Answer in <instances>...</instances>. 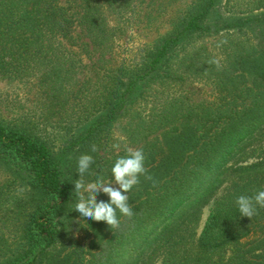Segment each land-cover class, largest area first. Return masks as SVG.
Listing matches in <instances>:
<instances>
[{
  "label": "trees",
  "instance_id": "16d2710c",
  "mask_svg": "<svg viewBox=\"0 0 264 264\" xmlns=\"http://www.w3.org/2000/svg\"><path fill=\"white\" fill-rule=\"evenodd\" d=\"M155 1L0 0V85H22L41 99L45 119L75 124L66 147L93 165L119 143L107 169L142 149L160 181L129 204L133 215L118 229L99 226L105 238L67 252L59 225L73 186L63 156L1 107L0 166L18 181L0 184V264H139L154 249L165 252L163 264H264V209L249 219L236 204L264 190V0H224L211 23L220 0L181 9ZM138 10L144 20L132 19ZM138 27L145 39L122 56ZM188 82L210 87V97L194 101L182 90ZM161 135L175 137L165 145ZM17 184L28 210L11 196ZM209 205L199 237L186 236Z\"/></svg>",
  "mask_w": 264,
  "mask_h": 264
},
{
  "label": "rangeland",
  "instance_id": "374dc122",
  "mask_svg": "<svg viewBox=\"0 0 264 264\" xmlns=\"http://www.w3.org/2000/svg\"><path fill=\"white\" fill-rule=\"evenodd\" d=\"M193 0H156L154 3H162L164 5H168V7H171L174 9H181L190 3H192ZM224 0H220L215 8L214 14L210 17L209 22H217L221 18L222 11L220 9V5ZM173 9V10H174ZM176 13H172L171 10L168 12L167 15H160L162 27L165 25V21L169 18L173 17ZM153 16H156L155 14H152ZM147 14H144V12L138 10L136 13H133L131 15L132 19L139 18L144 20L146 18ZM160 21V20H158ZM137 30V32H135ZM145 32V31H144ZM127 37L124 38V40L127 39V44L125 48L120 49V52L122 53V56L130 57L137 53L135 50L139 47L140 43L143 42L145 39V34H143V31L141 27L133 28L132 30L128 31ZM180 89V88H179ZM182 90H187L190 92V96L193 98L194 101H204L210 97V87H205L200 84L191 83L188 82V84L182 86ZM176 93V92H175ZM27 89H24V87L20 84L18 85H6L1 84L0 85V108L3 109L7 107L9 110H11L12 115L16 114L20 116L18 120L22 122L27 127H31L34 131L40 132V134L44 135L48 141L49 146H51V149L58 154V156H63L62 161V176L64 178H70L72 176V201L71 204L66 208L64 215L62 216L61 222H60V229L61 232H65L68 230V233L63 236V240L61 241L62 245L65 246V242L67 243L68 251H72L76 246H80L82 248H88V245L90 244V241L92 239H95L97 241L101 240L102 238H105L107 236V230L103 228L99 231V226L106 227L107 224L105 222H95L91 219L81 217L80 214L74 210L75 204L78 202V196L74 192V181L79 178L77 173V161L78 158L82 154H76L71 149H67V145L69 144L70 136L74 132H77L76 125H70L67 122L59 121L57 117H53L49 120L45 119L44 112H43V106L41 105V99L39 97H35L33 93H28L27 95ZM45 106V105H44ZM22 115V116H21ZM114 138L112 140H117V138H121L120 132L114 131ZM167 138H163V135H161V138L164 140L165 145H168V143H172L173 138L175 135H164ZM115 144V143H114ZM112 143L109 147H106L105 149L101 150L99 155V159L97 163L90 166L88 172L85 174L84 179L86 182H94L96 180H93V176L96 172H101L102 176L101 178L104 180L105 183H109L112 179L111 177V168L107 169V166H110V160L112 158V155L115 153H118L121 151V148L119 150L112 148ZM134 150V148H131ZM106 168V169H105ZM108 170V171H107ZM107 174V175H106ZM148 175L152 177V180H146L144 176L140 177V183L139 185L135 186V190L131 193H128V203H132L137 200L139 197H143L144 191L146 189L152 188V183H158L160 182L158 179L154 178V172L148 171ZM16 176V175H15ZM15 176L11 175L10 172L5 168L4 166H0V184H8L13 182L15 180ZM18 181V180H15ZM13 193L11 196L14 197V203L19 204L21 208H24L23 205H26V208L22 209L28 210V205L26 204L29 201V194L23 190V188L19 187L18 184L13 186ZM225 188V186L223 187ZM109 197L107 194L98 193L97 194V201H105L107 202ZM212 208V205L207 206L204 208L201 212V214L198 216V218L193 221L186 224L185 230L188 232L186 233V236H192L195 239H197L204 227V224L208 218V215L210 213V210ZM19 211V210H18ZM20 214V213H19ZM117 217L120 220L122 218V215L117 211ZM70 221V223L67 225V221ZM8 225V224H7ZM0 226H5L4 224H1ZM13 226L17 227V222L13 221L12 225H9L8 229H13ZM70 244L72 246H70ZM74 245V246H73ZM60 248V246H58ZM57 250V249H56ZM56 250L51 252L50 255H55ZM58 251V250H57ZM63 256V255H62ZM61 256V257H62ZM165 257V252L163 250H156L154 249L152 252H149L146 254L141 263L139 264H163ZM54 258H58L54 256ZM58 259H51L49 262L47 261L46 264H60L57 261ZM62 264V263H61Z\"/></svg>",
  "mask_w": 264,
  "mask_h": 264
},
{
  "label": "clouds",
  "instance_id": "9594fccd",
  "mask_svg": "<svg viewBox=\"0 0 264 264\" xmlns=\"http://www.w3.org/2000/svg\"><path fill=\"white\" fill-rule=\"evenodd\" d=\"M113 149L119 150L120 144L112 145ZM97 146L91 145V151L96 152ZM125 156H119L111 167V181L105 183L102 178L94 182H86L85 174L94 162L88 154L81 155L77 161V173L79 178L74 181V192L78 196V202L74 210L81 217L95 222H105L110 229H118L121 221L117 217V211L126 218H131L133 210L128 203V195L133 187L139 185L140 177L152 180L148 170L144 166L145 156L142 149H127ZM155 186V182H153ZM107 194L108 201H97V194ZM236 204L240 216L251 219L257 214V206L264 209V190L258 191L254 196L241 195Z\"/></svg>",
  "mask_w": 264,
  "mask_h": 264
}]
</instances>
